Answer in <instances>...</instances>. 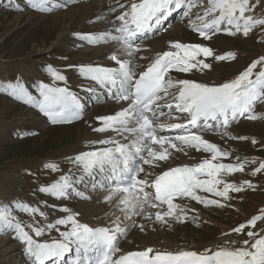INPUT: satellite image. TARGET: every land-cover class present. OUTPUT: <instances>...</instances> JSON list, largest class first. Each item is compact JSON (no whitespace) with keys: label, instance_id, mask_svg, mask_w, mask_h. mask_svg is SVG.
<instances>
[{"label":"rangeland","instance_id":"obj_1","mask_svg":"<svg viewBox=\"0 0 264 264\" xmlns=\"http://www.w3.org/2000/svg\"><path fill=\"white\" fill-rule=\"evenodd\" d=\"M107 1L111 8L118 6L119 9H125L130 5V1L133 2L132 0ZM21 2L22 0H12V2L0 0V15L7 12L12 14L7 17H4V15L0 16L2 17L0 18V185L4 187L8 185L12 191L18 192L23 198H26L20 199L22 197L18 196L19 199L14 201L15 204L17 203L15 210H3L0 205L2 208H0V217L4 211L9 212L8 214L13 216L11 217L12 219H4L5 221L0 219V224L3 226L4 222H8L9 226H11V222L14 223L18 220L19 225H21L20 229L24 233L25 229L36 241L62 240L61 235H68V233H65L63 227H61V225L68 223L69 219L65 216L70 213L79 214L82 204L98 202L99 200L97 199L100 193L99 195H89L87 193V199L83 201H78L75 198L67 200L53 196L49 188L57 184L59 179L65 175L67 169L60 166L62 160L67 157L70 158L65 163L70 164L71 167L75 166V169H69L68 174L64 176L66 180L75 182L72 179L74 175L85 173L82 171L83 169L81 170L80 163H77L76 157H73V150L77 151L75 154L86 152V142L82 141L80 144L78 143L77 130L80 126L84 127L89 124L97 108H92L88 111L77 120L78 122L75 125L51 127L44 125L42 119L37 117L40 115L35 110L36 107H29L26 104V100L25 102L14 100L8 95L9 92H2V90H6V87L4 88L2 85L17 82L19 86H39V89H33L32 93L47 99L48 94L46 92L39 93L41 87L44 86L42 82L47 81V83H55V85L58 83L55 77L56 73L47 69H66L64 72L67 71L68 68H71L68 61L76 54L73 55L70 53L73 50L68 49L69 44L76 41L70 40V38V42L65 41L61 43L62 47H66L65 50L63 49L59 53L38 54L35 44L39 39L44 37L48 39L46 28H36L34 24L25 23L24 21L15 25L11 23L14 15L21 12L13 4H20ZM219 2L223 4L217 3L218 7L212 8L211 0H197L199 11H201L200 9L206 10L211 16L210 21L222 17L234 18L233 22L223 24V30L219 35L213 32L202 35L200 30L194 31L191 25L192 16H189L186 20L176 24L185 29L183 40L172 39L171 33H169L171 29L161 37H155L151 40L163 38V42L165 44L170 43L169 45H173L175 40V43L181 44V46H184V50L190 51L194 55L186 53L187 62L183 67H187L183 68L181 75H175L176 78H174V83L172 84L171 94L167 97L177 95L180 91L177 88L181 84L187 83L196 87L204 84L202 83L201 74L192 65V62L195 61L199 62L201 66L203 65L202 67H206L208 71L210 70L212 74L218 72L219 79L226 87L240 86L246 88L251 86L257 77L264 76V0H220ZM58 12L60 11L57 10L56 13ZM38 14L42 15L43 13L38 12ZM110 15L111 19L110 21L108 19L107 22H111L114 19V14L111 13ZM105 23L106 21L103 24ZM43 25L49 27V20H45ZM79 43L81 44L82 42L79 41ZM169 45L166 46L169 47ZM173 47L176 48L175 45ZM183 49L181 51L182 55L184 54ZM91 50L90 46L89 51ZM137 51L142 53L141 50ZM60 53H70V56L67 59L63 55L59 56L58 54ZM100 54L102 53H98L97 55ZM135 56L133 55L132 60L135 68L138 69L142 66V59ZM58 59L64 62H59ZM75 59L76 57L71 60V63L78 64L75 63ZM34 60H39V66H42V68L45 66L43 72L41 70L34 74L28 73V65ZM253 61L255 63L248 67ZM74 73L77 75L76 71ZM33 76L37 80L32 79ZM188 81L197 82L200 85H194V83H188ZM169 82H171L170 76ZM247 82L249 83L248 85ZM60 84H63V82ZM81 85L84 86V84ZM29 100L32 101V99ZM12 107H15V109L12 110ZM44 115L46 116V114ZM33 117L38 124H33ZM65 129L70 132L59 131ZM22 134H25L26 137L20 136ZM50 135L52 137L48 138V141L41 143L45 137ZM215 140V144L221 149V158L227 161L226 165L235 171L233 177L237 181H231L227 184L218 176L215 178V182L218 184L217 189L215 188V184L214 189L216 190L211 191L213 193L210 192V194L208 193L211 189L210 185L205 182L202 187L203 189L197 192L199 194L197 198L201 200L192 197L189 200L181 201L176 206V210L179 212L177 218H171L175 217L173 213L171 215L164 212V210H171V206L169 205L156 209L168 219H157L155 215L156 210H147V213L140 214L131 226L127 228L128 230L130 229L129 233L127 232L128 234L120 241V246H123L124 250H127L130 245L137 247L146 245L152 249L159 247L161 250L169 248H177L176 250H178L189 247L199 252L208 245L224 241L228 238H232L235 241L247 240L246 243L254 239L253 236H256L257 228L264 218V212L260 216H254L260 214L262 206H264L263 96L260 108L254 116L235 126L231 132L229 131L223 136L216 137ZM189 149L186 150L184 148V152H179L180 155L186 159L190 158L193 160L196 158L202 161V159L198 158L202 151L193 152L190 154L192 157H189ZM195 154L197 155L195 156ZM212 154V150H208L202 152L199 157H209V155L213 156ZM181 156H177L172 163L175 164L180 161ZM158 162L161 164V161ZM152 164L153 166H158L156 168L158 171L164 168V165H155L153 162ZM153 169L154 167L147 165L143 179H147L153 173ZM223 173L227 174V171L224 170ZM60 185L55 187L60 188ZM55 187L51 189L54 195L57 192ZM211 187L213 188V185ZM63 188L66 189L68 187L64 185L62 186ZM84 189L85 187L77 188V190L82 192H84ZM147 196L149 197L148 194ZM143 210L145 211V209ZM108 213H111L110 215L116 214L111 210ZM91 217L93 215L90 214L89 218ZM124 220L122 219L118 225L127 226V222L125 223ZM240 222H243V225L235 228ZM69 224H71L70 220ZM5 229L7 228L5 227L3 231L6 233ZM19 231V228L14 227L13 231L9 234L6 233L5 236L12 239L11 246L16 245L15 247L20 248L18 242H16V235ZM23 232H19L18 236L21 234V236L25 237L26 233L24 234ZM13 240H15L14 243ZM22 247L19 251L20 255L13 258L10 256L6 259L10 258L13 262L17 261V263L28 264L29 262H26L28 261L26 254L22 256ZM7 255L9 254H2V256Z\"/></svg>","mask_w":264,"mask_h":264},{"label":"bare ground","instance_id":"obj_2","mask_svg":"<svg viewBox=\"0 0 264 264\" xmlns=\"http://www.w3.org/2000/svg\"><path fill=\"white\" fill-rule=\"evenodd\" d=\"M57 1H61V0H53V2H57ZM132 1H133L131 2L132 4L133 3L137 4L139 0H132ZM211 1H212V7H215L218 5L217 3H220L219 2L220 0H211ZM72 2L73 0H66L67 5L65 6L62 5L61 7H66L67 9H63L62 11L59 10L60 12L58 13H50L51 11H49V14H47L46 13L47 11L43 12L41 10L40 12L43 14L40 15L38 14V12L32 9V4L33 3L41 4L43 3L42 0H27V2H23L22 4L16 6V8L19 9V11H21L22 13L21 12L16 13L14 17L11 19V23L15 25L24 21L25 23L29 22L30 24H34L36 28H46L48 39L44 37L42 39H39V41H37V43L35 44L38 54L40 53L45 54L49 52L59 53L63 49L65 50L66 47L65 48L62 47L61 43H64L65 41L69 40L70 35L71 36L80 35L78 36L79 38H83L84 36H87L89 40L94 37L98 39H109L108 37L115 36L114 32L107 33L106 27L100 28L99 22L110 16V12L106 0H89V1L86 0L83 3H79L77 6H73V7L70 5ZM200 10L201 11L198 10L196 14L194 13L193 15H191L192 16L191 25L193 27H196L198 24L203 25L206 22L210 21L208 20L209 15L207 14V12L202 9ZM2 15H4V17H7L12 14L7 12L6 14L3 13ZM228 19L233 20L234 18L229 17ZM45 20H49V27L43 25ZM87 27H89L91 33L87 31L88 29ZM170 29L171 30L169 31V33H171L172 39H181V40L184 39L185 29H182L176 24L173 25ZM162 39L158 38L153 41L149 40L139 45L138 47L134 48L133 50L126 49L118 45L123 50L121 52L117 51L116 48H114V46L113 47L95 46V47H91L92 50L89 51V48H86L85 50L83 48L79 49L78 47H74L73 45H70L71 48L69 46L68 49L73 50L70 53H72L73 55L76 53L75 63H78L80 67H82V68L79 67L77 69L71 67L70 70L73 73L76 71L77 75L78 73L80 74L83 73L82 75L86 76L91 73H103L107 70L113 69L114 67L119 68L123 63H126L128 71L130 73H134L137 71V69L133 64V60H132L133 55L140 57L142 59V65L143 64L145 65L151 62L152 59H155L156 57L164 54L177 57L180 62L179 66L183 67V65L187 62L186 53L188 52L184 51L183 49L184 54L182 55L181 51L183 47H180L178 44H176L175 45L176 48H174L172 44L169 45L170 43L165 44ZM173 43H175V40ZM99 44L100 43L98 42L96 43V45ZM166 45H169V47ZM87 47L90 46L88 45ZM137 50H141L142 53L138 52ZM125 51H127L128 53H125ZM70 53L68 54L60 53L58 55L59 56L63 55L68 59ZM98 53H102V54L97 55ZM38 61L34 60L30 62L29 65L27 64L29 74H34L35 72L37 71L40 72L42 70L40 69L39 66L40 63ZM118 62H120L119 66H117ZM192 65L201 74L203 80L202 83L204 84L198 87L188 85L187 83L182 84L181 85L182 87L180 86L181 93L178 95L179 97H181V102L173 104L174 108L187 109V108L195 107L194 114H198V112H200L202 115L205 116V114L208 113H215L217 111H221L224 108V106L231 104L233 99L237 100L239 97L245 95L244 93L239 94L235 92L238 86L226 87L222 85L221 84L222 81L219 79L218 72L212 74L210 70L208 71L206 67H205L206 69L202 67L203 65L201 66L199 62L197 63V61L192 62ZM34 68H39V69H34ZM166 78L169 80V75H167ZM171 79L172 78H170V81L173 82L174 80ZM68 81L69 80H67L63 84L64 87L62 89L69 90L70 95L72 94L78 95L80 90L85 87L83 85H77L75 83H71L70 85L66 84ZM19 91L20 93H22V90ZM251 93H254V91H251ZM80 96H84V95L81 94ZM29 99L26 100L27 106L29 107L32 106L35 108L37 105L33 104L32 101H30ZM64 99L65 97L61 93H58L56 97L50 96L49 100L44 101V104H46V109L43 113L46 114L47 117H52L53 119L58 118V119L70 120L73 117H78L80 114L76 112L73 106L70 105ZM239 108L243 109V104L239 105ZM13 109H15V107H12V110ZM26 110L28 113L30 112L28 111V109ZM59 110L62 112H58ZM95 110L96 111L94 112V115L91 118L89 124L84 127L80 126L77 130V138H79L78 143L80 144L82 141H85L86 142L85 145L87 149L86 152L81 154H75L77 153V151L73 150V153L75 154V156L73 157H76V159L78 160L77 163H80V168L81 170L83 169L82 171L86 172L90 170L91 167L95 164V162L100 159V157L103 156L110 157V155L113 156L114 151H118L121 148H125L126 150H128L130 149L128 144L136 143L142 145L147 150L148 164H152L153 162L154 164H157L159 166L164 165L163 170L173 168L178 165H187L189 168H197L201 170L204 168L207 169L208 171L207 177L209 178L206 177L207 179L206 178L205 179L209 181L210 187L211 185H213V188L211 187L209 193L217 189L218 184L215 182V178L218 176H220L222 178V181L227 184H229V182L231 181H235V182L237 181L233 177V173L235 171L226 165V163H228L227 161L221 158L222 156V153L220 152L221 149L215 144L216 141L215 139L217 136H213L210 134L184 136L181 137L180 139H177V141H180L181 143H176V141L172 142L173 140L170 139L167 131L164 132L156 131L155 139L151 141L144 136L141 137V135L130 134V131L133 130L134 128L141 127L145 129L146 126L149 125L148 123H146L145 121H141L140 119L139 122L136 123L129 121V119L132 117L138 118L130 102H114L112 104H108L105 106H99ZM231 113L235 114L234 111H231ZM29 114H31V112ZM34 123H37L35 119L33 120V124ZM172 127L173 126H171L170 128ZM59 131L70 132L67 129L59 130ZM231 131L232 130H230V132ZM51 137L52 135L45 137L41 141V143L43 141H48V138ZM184 148L186 150L191 148L189 149L190 152L188 153L189 155L196 151L204 152V151L212 150L213 156L209 155V157L208 156L199 157L202 153L201 152L198 158L202 159V161H199L196 158L193 160L190 158L186 159L183 158L184 156L182 157L179 153L182 151L184 152L183 150ZM209 152L211 153V151ZM196 155L197 154H195V156ZM177 156H181L180 157L181 162H176L177 164L172 163ZM189 157L192 156L190 155ZM158 161H161V164ZM154 167L158 168V166H154ZM224 170L227 171V174L223 173ZM153 179L154 178L146 182V185L149 184ZM203 180H201L199 183H201ZM214 185L216 189H214ZM57 190L58 188H56V191ZM190 195H195V193L192 192L190 193ZM18 196L22 197L20 193L12 191L8 185L6 187L0 185V205L3 208V210L4 209L15 210L17 203L15 204L14 201L16 199H19ZM144 196L148 197L147 194L140 195L138 199H134L133 201H130L132 195L130 196L119 195L109 191L101 193L97 199L99 200L98 202L96 201L93 204H86V203L82 204V207L80 206L81 208L79 210V214L77 213L72 214L69 212L70 214H67L65 217L71 221V224H69V220H68L67 224L61 225V227H63V229L65 230V233H68V235L67 236L61 235V238L63 240L62 242H57L56 240L54 242H47L46 247L47 248L53 247L55 251L63 252L66 248H68L69 245L68 243L72 241L74 238H77L76 234L79 233L85 227V225H90L93 228H96L101 231H107L108 233L116 236H119L120 234L123 233L126 234L130 230V229L128 230L127 228L131 226L133 221L140 214L144 212L147 213V205L143 204V202L144 203L146 202L143 201ZM25 198L22 197L20 199H25ZM179 202L169 204V206H171V210H164V212L171 215L173 213L174 216L177 217L179 215V212L178 210L175 209V207L176 205H178ZM125 209L128 210L125 211ZM143 209H145V211ZM110 210L112 212L114 211L116 214L110 215L111 213H108V211ZM90 214L93 215V217L89 218ZM156 216H157L156 218L160 220H162V218L168 219L167 217L164 216V214H162L159 211L156 212ZM119 217L126 218L127 226L125 225L123 227H120L119 226L120 224L118 225V223L121 222ZM5 227L9 229L10 226L8 222L3 223V228ZM79 227L81 228L77 229ZM3 230L4 229L0 231V237H1L0 264H21V263H17V261H15L14 259L13 260L15 262L11 261L10 258L6 259L10 256L11 258H13L14 256L20 255L19 253L20 248L15 247L16 245L11 246L12 239L6 237L5 236L6 233ZM255 234L256 236H253L254 239L251 242L249 241L248 243H246L247 240L235 241L232 240V238H228L224 241L222 240V241H218L217 243L208 245L202 248L199 252L194 251L189 247L187 249H178V250H176L177 248H169L167 250H161L159 249V247H157V249H152L146 245L141 247L130 245L128 249L124 251L122 254H130L135 252H141L143 254L149 253L150 255L155 253H169V254L184 253L186 255H190L189 260L191 261V264H197L196 262L199 260L198 257L199 254L201 255V254L215 253L219 256L221 260L225 261L227 264H240L245 260H249L252 264H263L259 260V258L264 260V219H262V221L260 222ZM19 235L21 236V234ZM23 237L24 236H21L20 239ZM77 244L80 245L78 242ZM74 245H76L75 242ZM2 254H9V255L2 256Z\"/></svg>","mask_w":264,"mask_h":264}]
</instances>
